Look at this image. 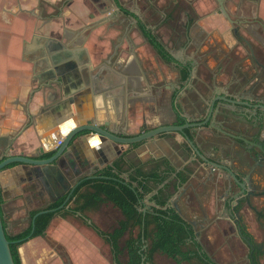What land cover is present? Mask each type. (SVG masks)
I'll use <instances>...</instances> for the list:
<instances>
[{
    "label": "crops",
    "instance_id": "0c3cea01",
    "mask_svg": "<svg viewBox=\"0 0 264 264\" xmlns=\"http://www.w3.org/2000/svg\"><path fill=\"white\" fill-rule=\"evenodd\" d=\"M224 7L231 20L221 13L218 0H0V163L12 157L47 160L56 154L65 135L91 120L128 137L142 134L144 125L149 131L187 123V118L205 120L206 115L196 116L190 104L207 87L208 101L231 98L234 93L238 101L259 105L264 100L258 85L264 71V0H224ZM140 24L153 28L168 62L144 38ZM52 57L59 63L53 65ZM186 67L194 68V73L183 81L180 70L189 73ZM220 104L217 101L215 108L221 109ZM250 111L253 114L255 109ZM213 117L222 121L216 112ZM196 132L186 130L212 161L222 155L210 150L205 141L224 150L231 148L227 137L208 126ZM120 158L126 161L121 175L125 182L135 167L150 171L160 161L177 172H190L188 183L176 193L174 185L179 182L173 175L171 191L176 198L191 192L203 204L198 212L181 208V216L216 264H237L228 248L219 245L214 252L208 242L210 235L220 238L218 244L229 239L239 242L230 212L225 210L232 195L223 189L222 172L214 171L213 183L210 166L178 133L130 146L83 133L58 161L63 169L9 165L0 173V210L6 232L15 235L28 230L33 214L48 211L63 199L64 207H72L79 184L97 178ZM257 176L252 174L255 182ZM88 188L82 192L91 191ZM152 196L144 201V209L151 208L148 213L155 204ZM243 209L250 218V211ZM84 217L53 218L45 238L36 237L19 248L22 264H117L111 247L91 226L112 232L124 220L122 212L106 203ZM250 225L261 238L256 223ZM126 261L124 255L120 264ZM245 262L249 264L246 255ZM154 264L176 263L156 254Z\"/></svg>",
    "mask_w": 264,
    "mask_h": 264
},
{
    "label": "trees",
    "instance_id": "16d2710c",
    "mask_svg": "<svg viewBox=\"0 0 264 264\" xmlns=\"http://www.w3.org/2000/svg\"><path fill=\"white\" fill-rule=\"evenodd\" d=\"M139 28L155 52L168 62V53L159 38L144 25L140 24ZM188 77L189 73L184 72L182 80ZM185 123L180 122L181 125ZM125 164V159L120 158L112 168L99 172L97 178L79 184L72 196V207L67 208L66 205L59 209L65 199L52 204L47 210H59L39 215L34 222V232L32 220L37 214L31 216L28 230L15 235L6 232L14 263L22 264L19 248L36 237L45 238L51 221L57 215L82 220L87 211H97L101 205L110 203L122 212L124 220L112 232H102L95 225L91 228L111 247L117 264H120L124 255L127 257L125 264H154L156 254L165 255L176 264H216L196 240L193 227L185 222L175 208L168 207L177 190L188 183L191 173L185 170L177 172L167 162L160 161L150 171L144 170L142 165L135 167L129 175V181L125 182L121 178ZM173 175L179 182L174 185L175 193H172L170 184ZM86 187L91 191L82 192ZM150 195H153L152 201L156 207L151 213L144 214V201ZM126 235L128 237L122 248L121 242Z\"/></svg>",
    "mask_w": 264,
    "mask_h": 264
},
{
    "label": "water",
    "instance_id": "95a60500",
    "mask_svg": "<svg viewBox=\"0 0 264 264\" xmlns=\"http://www.w3.org/2000/svg\"><path fill=\"white\" fill-rule=\"evenodd\" d=\"M219 6L221 13L225 15L228 19L231 20L229 13L227 12L226 8L224 7V0H218ZM49 53L50 50H49ZM41 54L43 55V50L41 51ZM52 64L56 65L59 62L55 58H51ZM193 66V65H192ZM194 67V66H193ZM185 70V68H183ZM187 71L189 72L190 75L194 73V68H187ZM207 89V90H206ZM204 91H202L198 97L197 100H194L191 102V108L196 116H205L206 119L204 121H190V119L187 118V123L184 125H173V126H161L159 128L153 129V130H147V126L144 125L143 127V133L136 136V137H128L126 134H120L116 130H111L109 128V125H99L95 121L91 120L90 124L81 126L78 128L73 129L69 134L65 135L64 140L61 141L62 144L60 145L59 149L57 150L56 154L53 155L51 158L47 160H34L30 158H25V157H12L9 158L3 162L0 163V173L2 172L3 169L8 167L11 164H23V165H28V166H37V167H45V166H50V165H56L60 169L64 168L63 164H59L58 161L61 160V158L64 156V154L68 151L69 147L71 146V143L81 134L83 133H89V134H94L100 136L102 139L105 141H109L114 145L117 146H130V145H135L139 144L142 142H145L147 140H152L160 135L163 134H169V133H178L181 135L191 148L193 149L194 153L196 156H198L206 165L210 166L211 170L213 171L214 169H219L224 172H227L231 177H233L235 183L238 185L239 188H241L245 192V185L243 182L239 181L237 178L236 173L231 169L230 166H228L225 162H215L212 161L208 155L201 149V146L196 142L194 137L188 136L186 133V130H198L202 129L203 127L208 126L211 129H214L215 131L223 134L226 137L235 139V140H241L245 141L244 138L238 137L234 135L232 132H228L224 129L223 125L224 124H231V123H236V124H246V125H251L253 128H258L259 123L261 120H263V116L260 114L263 109H264V101H259V105L257 106H252L249 102L245 101H238L237 100V95L233 93V95L228 96V97H219L217 99H214L212 101H208V87ZM121 89H117V93H121ZM240 94V93H237ZM221 101L220 107L221 109L215 108L216 102ZM173 104L175 107L178 108L175 103V100L173 101ZM210 104V106H209ZM237 107H244L246 108L247 111L246 114L243 112H239L236 110H233ZM176 108V109H177ZM252 109H255V112L251 114ZM178 112V111H177ZM216 112V114L220 117V122L216 121L213 117V113ZM239 113V114H236ZM264 125V124H263ZM230 131V130H229ZM196 132V133H197ZM121 135V136H120ZM197 136V135H196ZM60 138L61 135H58ZM247 142V141H245ZM209 145V149L212 151H216L220 153V155H223L224 152V147L220 145H216L213 141L209 142V140L205 141V144ZM248 143V142H247ZM260 148L262 146L259 145ZM73 194V191L70 193V195L67 198V201L71 198ZM151 198V197H150ZM174 198L171 200V203L168 207H175V209L180 212V209L178 206H176L173 203ZM173 204V205H171ZM64 207L61 206L59 209H62ZM153 207H156L154 204ZM59 209L55 210H48V211H43L36 215L33 219V229L32 232H34L35 227H34V222L36 218L45 213H50V212H56ZM151 208L148 207L147 209H143L144 214L147 212H150ZM253 248V247H252ZM212 262L215 263L213 259H211ZM0 264H15L13 260V256L10 250V242L7 240V233L4 227L3 223V217L1 214L0 210Z\"/></svg>",
    "mask_w": 264,
    "mask_h": 264
},
{
    "label": "flooded vegetation",
    "instance_id": "af4514ba",
    "mask_svg": "<svg viewBox=\"0 0 264 264\" xmlns=\"http://www.w3.org/2000/svg\"><path fill=\"white\" fill-rule=\"evenodd\" d=\"M51 14L55 16L57 12L53 11ZM142 25L149 30H153V28H148L145 24ZM184 72H186L184 69L180 70L181 80ZM259 77L260 84L258 85L264 91V71L261 72ZM260 114L263 116V120L260 121L258 128H253L251 125L246 124H224L223 127L226 131L232 132L234 135L244 138V140L248 143L227 137L231 148H225V153L221 156L222 159L213 160L218 163L223 162L221 161L223 159L229 160L228 162L231 161L232 164H226L236 173L238 180L243 182L245 185L244 192L235 183L233 177H231L227 172L219 170L223 175L220 179L226 187V192H228L225 194L228 196L232 195V200L228 201L227 204L230 208L225 210L230 212V219L236 227L239 242L247 250L246 258L249 264H262L261 258L264 257V109ZM255 132L259 134L258 137L253 135ZM259 145L262 146V148H260ZM214 171L215 169L211 171L212 175L209 179L213 180V183H216L217 176L215 177ZM252 174H256V176L258 174L256 182L252 179ZM215 186L217 185L215 184ZM193 196V193L186 192V194H183L181 197H174L173 203L178 206L180 210L183 208L185 210L187 209L189 212L199 210L200 207L202 208L203 203L201 200L197 198L195 199ZM222 198L224 199V197H221V199ZM254 199L257 201L260 200V203H255L253 201ZM245 207L250 211L251 219L256 223L259 233H262L261 238L255 235L251 230V225L246 223V219L249 216L247 215L248 212L246 211L245 213L243 209Z\"/></svg>",
    "mask_w": 264,
    "mask_h": 264
},
{
    "label": "rangeland",
    "instance_id": "374dc122",
    "mask_svg": "<svg viewBox=\"0 0 264 264\" xmlns=\"http://www.w3.org/2000/svg\"><path fill=\"white\" fill-rule=\"evenodd\" d=\"M223 189H225L224 184H223ZM256 203L259 204L260 203V200L259 201H256ZM200 209L201 208H199V210H195V211L196 212L201 211ZM187 218H190V217L187 215ZM246 221H247L246 222L247 224L248 223L249 224L250 223L251 224H254V221L251 219V217L250 218H247ZM257 239H259V238H257ZM219 240H220L219 237H218V240H217V239H215V237L213 235H210V239H209L208 242H210V246H211L210 247V250L211 251H214L215 252L216 250H218L220 248L219 245H222L225 249L226 248L229 249V251H230V255L229 256H233V260H234L233 262H236L237 261V264H247L245 262V255H246L247 250H246V248L240 242H238L237 239L234 240V241L233 240L230 241V239H229L224 244H218ZM261 260H262L261 263L264 264V257H262ZM230 262H229V264H230Z\"/></svg>",
    "mask_w": 264,
    "mask_h": 264
},
{
    "label": "built area",
    "instance_id": "2783aa9c",
    "mask_svg": "<svg viewBox=\"0 0 264 264\" xmlns=\"http://www.w3.org/2000/svg\"><path fill=\"white\" fill-rule=\"evenodd\" d=\"M61 144H62V142H61V141H59V142H58V146H60Z\"/></svg>",
    "mask_w": 264,
    "mask_h": 264
}]
</instances>
